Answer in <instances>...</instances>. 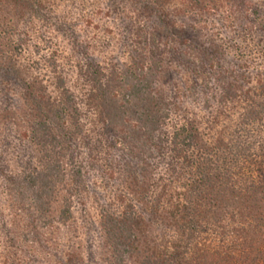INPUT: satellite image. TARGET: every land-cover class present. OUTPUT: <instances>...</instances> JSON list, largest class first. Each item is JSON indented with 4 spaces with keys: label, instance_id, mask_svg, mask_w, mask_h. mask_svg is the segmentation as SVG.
<instances>
[{
    "label": "rangeland",
    "instance_id": "1",
    "mask_svg": "<svg viewBox=\"0 0 264 264\" xmlns=\"http://www.w3.org/2000/svg\"><path fill=\"white\" fill-rule=\"evenodd\" d=\"M166 7L169 20L195 29L191 36L226 46L221 74L233 70V87L264 106V0H169ZM140 8L138 0H0V264H145L179 243L165 215L155 225L128 175L127 163L150 166L136 165L132 143L114 142L87 96L92 71L113 75L148 55L154 19ZM171 64L158 88L166 98L176 92L174 113L210 138L234 127L245 96L219 105L217 77L200 72L202 87L193 88L187 63ZM58 108L65 142L58 127L55 139L37 131ZM54 159L61 176L42 187L41 172Z\"/></svg>",
    "mask_w": 264,
    "mask_h": 264
},
{
    "label": "trees",
    "instance_id": "2",
    "mask_svg": "<svg viewBox=\"0 0 264 264\" xmlns=\"http://www.w3.org/2000/svg\"><path fill=\"white\" fill-rule=\"evenodd\" d=\"M138 1L141 13L154 19L145 38L148 55L134 58L130 69L120 73L100 78L92 71L87 96L95 101L99 120L114 142L132 143L127 148L136 165L150 166L138 172L126 162L155 225L165 215L178 239L145 264H264V106L248 90L233 87V70L221 74L225 45L203 41V34L193 37L195 29L169 20V0ZM173 61L187 63L193 88L201 86L200 72L212 80L217 77L219 105L245 96L247 103L234 127L225 124L223 134L215 132L210 138L197 121L174 113L175 90L166 98L158 88L159 74L169 76ZM58 121L66 123L62 108L45 114L38 133L55 139ZM66 134L62 127L56 133L63 142ZM61 166L59 159L45 165L39 177L42 187L58 181Z\"/></svg>",
    "mask_w": 264,
    "mask_h": 264
}]
</instances>
